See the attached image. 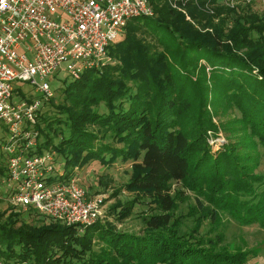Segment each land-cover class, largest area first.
<instances>
[{"label": "trees", "instance_id": "trees-1", "mask_svg": "<svg viewBox=\"0 0 264 264\" xmlns=\"http://www.w3.org/2000/svg\"><path fill=\"white\" fill-rule=\"evenodd\" d=\"M150 1L154 14L128 20L108 47L110 61L61 81L59 100L53 95L43 104L50 113L42 107L38 114L37 143L30 149L54 150L68 173L93 158L132 160L125 187L153 202L150 212L138 215L141 230L98 220L66 224L43 214L47 220L32 224L12 207L0 217V261L246 264L249 259L250 249L223 244L221 235L201 233V227L209 219L215 231L226 213L243 224H264V173L255 171L259 146L264 147V12L200 0L209 1L212 10L188 3L190 20L166 0ZM229 108L241 113L238 125L227 127L237 137L215 152L208 130L217 129L213 115ZM2 141L0 136L6 159ZM6 168L0 164V176ZM174 181L183 188L172 193ZM136 197L112 206L119 219L131 214ZM177 198L187 201L185 212Z\"/></svg>", "mask_w": 264, "mask_h": 264}, {"label": "built area", "instance_id": "built-area-1", "mask_svg": "<svg viewBox=\"0 0 264 264\" xmlns=\"http://www.w3.org/2000/svg\"><path fill=\"white\" fill-rule=\"evenodd\" d=\"M187 19L188 3L212 10L209 1L166 0ZM236 7L238 0H223ZM150 0H0V136L6 153V186L14 209L31 208L66 224L93 223L101 198L57 161L54 150L30 152L37 143L35 123L46 100L54 95L48 77L55 71L77 76L110 61L109 45L128 20L153 15ZM28 81L29 92L13 81ZM0 264H14L1 261Z\"/></svg>", "mask_w": 264, "mask_h": 264}, {"label": "rangeland", "instance_id": "rangeland-1", "mask_svg": "<svg viewBox=\"0 0 264 264\" xmlns=\"http://www.w3.org/2000/svg\"><path fill=\"white\" fill-rule=\"evenodd\" d=\"M223 2V0H219ZM251 6L253 10L262 13L264 12V0H238L237 7L241 9L242 6ZM182 12V11H181ZM161 35V34H160ZM146 37L152 40V37L146 33ZM71 77L66 71L59 70L52 73L47 79L51 86L55 88L54 98L58 101L60 97V91L57 88L61 85L63 79L69 80ZM15 86V92H13V100H18L20 94L17 90L29 92L32 89L31 84L28 81L15 79L13 81ZM210 109L212 105H209ZM103 108V106H100ZM48 109V105L43 106V110ZM50 113V109L47 110ZM240 111L237 108H229L213 115V119L217 125V129H209V142L213 151H218L229 139L236 138L235 132L231 131L227 127H233L238 125V117H240ZM237 133H242L238 131ZM260 151V163L256 167L255 171L264 173V147L259 146ZM61 159V160H60ZM57 161H63L60 157ZM0 164L6 167V159L4 155H0ZM132 160L122 159L117 157L112 163L100 162L98 159H90L84 161L80 166L75 169L74 175L78 180L87 188L90 195H97L101 198L100 214L98 221L103 223L110 222L117 229L129 230L139 232L142 227L140 215L145 212H150L153 202L149 196L136 197V192L125 187V182L131 175ZM61 167H64V163H60ZM3 177L0 176V217L5 219L12 206L9 203L8 193L5 184L3 183ZM173 192L177 189H181L180 183L174 181L172 184ZM185 192L194 199V193L189 190ZM184 192V193H185ZM137 201L134 203L132 212L130 215L119 219L117 217V210H112V206L118 203H123L126 200L134 199ZM180 205V212H185L188 208L187 201H183L182 198H177ZM119 209V208H117ZM20 212V218L28 221L29 223H39L43 220L44 216L38 212L30 211L28 208L15 209ZM139 215V216H138ZM210 220H205L201 227V233L206 235H221L220 239L223 244H229L231 247H243L250 249L252 253L249 256L246 264H264V224L259 222H253L250 224H243L237 219L232 217L229 213L224 214V219L220 221L219 225H215V231L211 229ZM20 223V222H18ZM1 262V261H0Z\"/></svg>", "mask_w": 264, "mask_h": 264}]
</instances>
